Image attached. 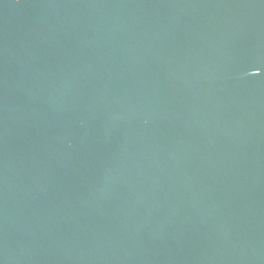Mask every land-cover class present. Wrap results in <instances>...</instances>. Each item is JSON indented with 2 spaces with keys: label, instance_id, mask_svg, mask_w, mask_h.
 Here are the masks:
<instances>
[{
  "label": "water",
  "instance_id": "1",
  "mask_svg": "<svg viewBox=\"0 0 264 264\" xmlns=\"http://www.w3.org/2000/svg\"><path fill=\"white\" fill-rule=\"evenodd\" d=\"M0 264H264V0H0Z\"/></svg>",
  "mask_w": 264,
  "mask_h": 264
}]
</instances>
